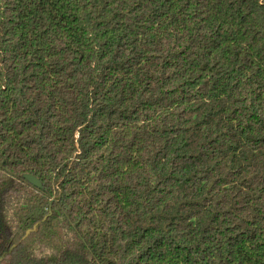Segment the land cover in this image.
<instances>
[{"label": "trees", "instance_id": "obj_1", "mask_svg": "<svg viewBox=\"0 0 264 264\" xmlns=\"http://www.w3.org/2000/svg\"><path fill=\"white\" fill-rule=\"evenodd\" d=\"M0 264H264V0H0Z\"/></svg>", "mask_w": 264, "mask_h": 264}, {"label": "water", "instance_id": "obj_2", "mask_svg": "<svg viewBox=\"0 0 264 264\" xmlns=\"http://www.w3.org/2000/svg\"><path fill=\"white\" fill-rule=\"evenodd\" d=\"M24 179L29 183L31 184L32 186L38 188V189H42L43 185L41 183V181L39 179H37L36 177L34 176H31V175H25L24 176Z\"/></svg>", "mask_w": 264, "mask_h": 264}]
</instances>
